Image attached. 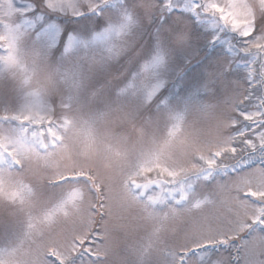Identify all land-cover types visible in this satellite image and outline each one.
Instances as JSON below:
<instances>
[{"label": "snow or ice", "instance_id": "6c2138e0", "mask_svg": "<svg viewBox=\"0 0 264 264\" xmlns=\"http://www.w3.org/2000/svg\"><path fill=\"white\" fill-rule=\"evenodd\" d=\"M0 264H264V0H0Z\"/></svg>", "mask_w": 264, "mask_h": 264}, {"label": "rangeland", "instance_id": "374dc122", "mask_svg": "<svg viewBox=\"0 0 264 264\" xmlns=\"http://www.w3.org/2000/svg\"><path fill=\"white\" fill-rule=\"evenodd\" d=\"M25 3H28L29 0H24ZM68 26L69 32L66 34L63 30L60 33V39H58L56 48L54 49V52H56V60L57 61H61L64 58V46L67 44V35L68 34H72L75 35V31H73V29H75L81 22L77 21L75 19L72 20H68L65 22ZM148 42V33H144L141 38H140V43H146ZM139 47V45H138ZM134 56L130 53L129 56L124 57L118 64L114 65L113 68L111 69V72L109 73H103L100 74L99 79H106L109 75H115V74H123L126 69L129 66L130 61L134 62ZM74 63V61H73ZM200 63V61H196L195 64L193 66H190L188 68V73L189 75L192 74L193 71V67H195L196 65H198Z\"/></svg>", "mask_w": 264, "mask_h": 264}]
</instances>
